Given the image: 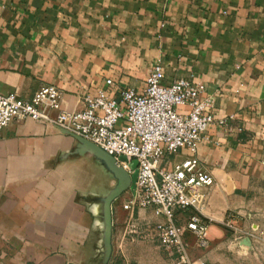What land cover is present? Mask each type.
<instances>
[{"label": "crops", "instance_id": "1", "mask_svg": "<svg viewBox=\"0 0 264 264\" xmlns=\"http://www.w3.org/2000/svg\"><path fill=\"white\" fill-rule=\"evenodd\" d=\"M156 60L165 82L192 75L225 120L207 126L195 152L214 182L198 189L209 241L198 247L188 234L192 257L264 264V0H0L4 93L53 83L61 106L78 108L106 78L114 96L140 91ZM77 144L42 120L1 129L0 264H103V198L115 178ZM190 154L181 146L163 164ZM135 215L158 219L148 207ZM127 244L136 264H175L156 242Z\"/></svg>", "mask_w": 264, "mask_h": 264}, {"label": "built area", "instance_id": "2", "mask_svg": "<svg viewBox=\"0 0 264 264\" xmlns=\"http://www.w3.org/2000/svg\"><path fill=\"white\" fill-rule=\"evenodd\" d=\"M105 81L106 87L88 91L83 105L71 109L61 106V90L53 83H41L29 97L0 90V131L13 119L31 118L95 143L127 171L135 172L123 204L128 212L125 233L132 239L156 242L175 264H215L192 257L188 234L196 246L208 245L210 222L202 215L198 189L212 185L214 176L202 167L195 152L207 126L225 124V120L214 116L203 86L192 75L165 82L160 60L152 63L140 91L126 86L114 96L108 91L112 79ZM181 146L191 154L165 167V155L178 152ZM147 207L157 220L135 215ZM189 208L193 211L179 222L177 212Z\"/></svg>", "mask_w": 264, "mask_h": 264}, {"label": "water", "instance_id": "3", "mask_svg": "<svg viewBox=\"0 0 264 264\" xmlns=\"http://www.w3.org/2000/svg\"><path fill=\"white\" fill-rule=\"evenodd\" d=\"M76 138L78 151L82 152L84 150H89L92 152L97 158L102 160L107 169L112 173L114 178L116 179L115 184L111 187L109 192L103 198V216H104V231H103V239H104V247H105V257L107 258L110 254L111 250V233H112V201L116 199L118 195L124 190H126L129 186L133 184L135 179V172L127 171L122 165L116 162V159L113 155L109 154L101 147L91 142L90 140L78 135L69 132ZM120 160H126L125 156H120ZM135 164V161H133Z\"/></svg>", "mask_w": 264, "mask_h": 264}, {"label": "rangeland", "instance_id": "4", "mask_svg": "<svg viewBox=\"0 0 264 264\" xmlns=\"http://www.w3.org/2000/svg\"><path fill=\"white\" fill-rule=\"evenodd\" d=\"M115 180V181H114ZM116 179L110 181V187ZM128 197L127 190H124L112 201V233H111V250L109 256L105 257V247L103 245V264H136L130 256H125L123 251L127 254L131 253L132 248H129L127 241H131L134 244L143 241L139 239H132L127 233H125V223L128 216L127 209L123 206L124 202ZM230 219H235L236 216L233 214L228 216ZM227 230H233L229 225H225ZM154 242V241H153ZM127 249V250H126ZM261 260H264V252ZM99 263V262H96Z\"/></svg>", "mask_w": 264, "mask_h": 264}]
</instances>
